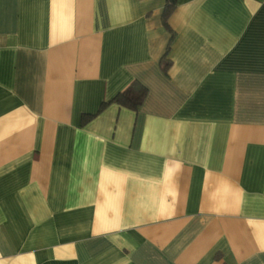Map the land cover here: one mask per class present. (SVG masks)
<instances>
[{"label": "crops", "instance_id": "obj_1", "mask_svg": "<svg viewBox=\"0 0 264 264\" xmlns=\"http://www.w3.org/2000/svg\"><path fill=\"white\" fill-rule=\"evenodd\" d=\"M164 4L0 0V264H264V0Z\"/></svg>", "mask_w": 264, "mask_h": 264}, {"label": "trees", "instance_id": "obj_2", "mask_svg": "<svg viewBox=\"0 0 264 264\" xmlns=\"http://www.w3.org/2000/svg\"><path fill=\"white\" fill-rule=\"evenodd\" d=\"M178 0H165V4L163 7V14H162V23L163 25L169 29L167 23V17L172 12ZM163 70H166L167 64H163ZM147 93V89L144 85L139 83L136 80H133L126 88L117 92L111 99L108 101L102 102L99 110H101L108 102L116 103L121 107L128 108L130 110L136 111L139 106L142 104L145 95ZM91 114H84L82 116V120L86 121Z\"/></svg>", "mask_w": 264, "mask_h": 264}]
</instances>
